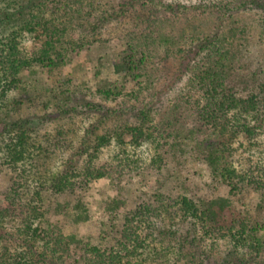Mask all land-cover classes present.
Returning <instances> with one entry per match:
<instances>
[{"label":"trees","instance_id":"16d2710c","mask_svg":"<svg viewBox=\"0 0 264 264\" xmlns=\"http://www.w3.org/2000/svg\"><path fill=\"white\" fill-rule=\"evenodd\" d=\"M243 8L262 13L263 39L254 49L248 48L252 39L246 24L236 25L234 14ZM214 15L217 20L208 32L196 22ZM26 37L32 42L27 54L21 47ZM110 42L115 55L105 61L99 57L93 65L94 76L100 77L97 93L107 104L124 95L137 97L134 89L146 74L159 71L161 46L182 51V44L190 43L177 71L188 76V91L172 105L174 120L164 127L173 129L174 141L189 142L192 155L187 157L193 160L186 162L201 164L205 179L200 181L207 189L209 181L228 193L197 198L157 192L133 208L115 197L102 205L94 237L79 232L91 217L83 195L92 181L120 174L112 163L98 164L110 136L96 135V130L123 120L110 125V131L118 143L120 133L128 132L139 146L152 136L145 126L155 97L141 107L107 105L100 110L86 127L80 148L55 170L49 167L52 155L70 143L64 131L41 136L44 118H14L10 112L19 110L28 96L29 76L41 70L47 79L61 76L72 83L70 54H91L93 44ZM255 51L259 55L253 57ZM66 93L56 118L75 120L76 106L70 104L75 94L71 89ZM129 115L135 121H128ZM187 116L196 127L184 131L181 120ZM262 135L264 0H121L117 5L110 0H0V264H192L189 248L209 236L229 241L232 253L219 260L204 256L198 264H264V239L254 235L264 226V199L252 205V214L244 202L245 195H264V158L257 163L238 156L239 145ZM194 145L202 156L191 150Z\"/></svg>","mask_w":264,"mask_h":264},{"label":"rangeland","instance_id":"374dc122","mask_svg":"<svg viewBox=\"0 0 264 264\" xmlns=\"http://www.w3.org/2000/svg\"><path fill=\"white\" fill-rule=\"evenodd\" d=\"M112 4L117 5L121 0H110ZM166 2H184L188 4H210L213 1L218 0H164ZM89 9V8H87ZM237 20L236 25L246 24L248 34L251 36L248 42V48L254 49L253 45L261 43V19L262 13L256 9H244L234 14ZM202 19L198 18L199 25L201 28L204 27L206 32L214 25L216 16ZM216 18V19H215ZM89 24L94 20H88ZM202 22L207 25L204 26ZM86 20H83V24ZM227 24V20L222 22ZM241 23V24H240ZM199 28V32L200 29ZM168 32V31H165ZM174 33V32H173ZM175 33H178V31ZM90 39H93L90 37ZM114 39V38H113ZM263 39V38H262ZM183 41V39H182ZM30 38L21 40V47L26 54L31 50ZM113 42L98 46L95 43L91 46L92 53L79 52L70 54L71 67L69 68L70 79L72 83L64 82L63 77H55L47 79L46 76L37 71V75L29 76L27 78V91L28 96L23 97L22 107L17 111H12L10 114L15 118H22L25 116H36L38 118H44L42 120V126L39 131V135L46 136L47 138L57 137L58 131H64L66 141L70 143L68 146H62L61 151H55L52 155V160L49 167L53 170L61 168L65 165L67 159L72 156L77 148H80V142L84 135L86 127L95 120V116L101 114L102 109H106L108 106L114 107H141L143 103H146L153 98L152 105L153 110L150 115L151 121H149L145 130L152 133V136L146 138L139 146H136L133 142L132 136L128 132L122 133V142L118 143V137L112 133L109 129L110 125L119 126V123L123 120L113 122H107L105 126H101L96 130V135L106 134L110 136L109 143L102 149L97 162L99 165H106L109 163L114 164L115 168L120 171V174L113 173L110 178H102L99 180L92 181L88 189L85 191V200L91 208V217L89 223L85 225L79 232H84L87 235L94 236L97 233V223L102 218L101 207L107 201L112 198L120 197L122 203L127 208H133L136 204L144 201H151L154 193H162L171 197H177L181 194H187L195 197H214L215 195H226L228 191L222 186H215L212 188V184L207 181L210 185H204L200 180L205 179L204 170L201 164L194 162H186V159L193 160L187 157L191 154L189 142L183 141V143L174 141L173 129L165 128L166 121H173L174 116L171 115L172 105L177 101V98L184 92L188 91V76L180 75L177 73L179 63L184 59V53L191 49L190 43L181 46L182 51H178V47L169 45L168 48L160 47L158 51L157 61L159 63V71H150L143 78L140 87H135L134 91H137V97H128L124 95L116 99L113 103H105L104 99L100 96L98 91L99 78L94 76L95 59L101 57L102 61L107 58H112L115 55L116 50L113 47ZM98 46V47H97ZM112 55V56H111ZM259 55V51L253 52V57ZM193 53H189L188 57H192ZM104 73L106 69L102 70ZM34 79L37 82H34ZM71 89L73 92L74 101L70 103L76 106L77 117L75 120L70 119H57L58 107L61 106L62 101L67 94L66 91ZM27 98H29L27 100ZM69 104V102H67ZM175 111V110H174ZM179 112V111H178ZM189 115L188 113H186ZM127 115V114H126ZM121 119V118H120ZM119 119V120H120ZM130 119L135 121V118L128 116L127 120ZM118 120V119H117ZM184 128L182 130L193 129L195 126L194 122L191 121V117H183L181 120ZM133 123V122H132ZM178 128V124L174 123ZM124 126V125H123ZM121 126V127H123ZM172 134L169 135V131ZM169 135V136H168ZM146 136V135H145ZM206 137V136H205ZM69 138V139H68ZM202 138V137H201ZM206 139V138H202ZM66 145V143H63ZM197 151L199 156H202V150L197 147L191 146ZM122 149L125 150V154L122 153ZM239 158L249 157L257 163L263 161L264 158V135L257 138L254 142L248 144L246 141L243 145H239ZM192 155V154H191ZM158 158L161 159L162 163H158ZM80 162L77 164L81 165L85 158H78ZM240 160V159H238ZM107 166V165H106ZM122 167H125L124 170ZM126 172V173H125ZM184 182V183H183ZM1 186V180H0ZM195 186V187H194ZM199 187V188H198ZM44 195V191L42 192ZM48 194L45 195L47 197ZM44 197V198H45ZM264 199L262 192L251 193L250 195L244 196L245 207L252 214V205L260 199ZM53 199V198H52ZM73 199V198H72ZM51 201V200H50ZM55 201V199H53ZM72 202V200H71ZM48 203V202H46ZM256 215L253 214L252 216ZM263 221L264 217L260 218ZM187 228V226H185ZM69 228L66 229V233ZM257 237L264 239V226L257 233H254ZM96 243V242H94ZM196 244L192 248H189V252L194 255L192 264H198L199 259L201 260L204 256L213 255L216 260H219V256L222 258L232 253V248L229 241L222 239L215 240L213 236H209L199 243L198 247ZM235 257V255H232ZM226 258V257H225ZM213 260V259H212ZM208 261V259H207ZM208 263V262H206ZM148 264V262H146Z\"/></svg>","mask_w":264,"mask_h":264}]
</instances>
